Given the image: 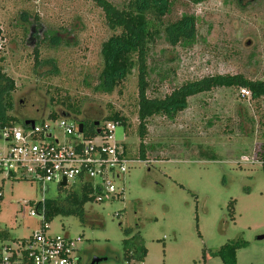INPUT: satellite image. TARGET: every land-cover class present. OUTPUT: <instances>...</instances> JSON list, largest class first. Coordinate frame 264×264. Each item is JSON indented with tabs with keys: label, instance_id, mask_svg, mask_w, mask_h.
Segmentation results:
<instances>
[{
	"label": "rangeland",
	"instance_id": "1",
	"mask_svg": "<svg viewBox=\"0 0 264 264\" xmlns=\"http://www.w3.org/2000/svg\"><path fill=\"white\" fill-rule=\"evenodd\" d=\"M131 1L111 0L119 9ZM168 2L148 52L149 98H164L215 75L264 80V0ZM186 16L195 20V32L170 41L165 29ZM0 28V70L15 82L9 115L52 126L50 113L69 112L61 102L79 110L77 119L68 120L71 125L83 120L100 125L99 117L119 113L127 121L128 155L140 160L129 165L123 183L115 182L123 189L119 198L85 204L83 222L58 215L47 224V235L80 237L84 263L99 257V264H119L123 242L133 247L140 238L146 258L125 264H224L212 253L232 241L244 243L237 264H264L261 101L224 88L191 97L177 115L149 119L141 141L136 56L125 78L103 80L102 48L115 32L93 2L0 0ZM142 142L145 159L140 158ZM243 156L258 162L242 163ZM65 194L51 185L45 198ZM0 195V233L9 232L5 243L16 248L15 241L41 230V219L29 212L43 199L42 191L27 180L0 178Z\"/></svg>",
	"mask_w": 264,
	"mask_h": 264
},
{
	"label": "built area",
	"instance_id": "2",
	"mask_svg": "<svg viewBox=\"0 0 264 264\" xmlns=\"http://www.w3.org/2000/svg\"><path fill=\"white\" fill-rule=\"evenodd\" d=\"M239 96L249 99L251 94L247 89H240ZM47 118L52 126L25 119L23 126L0 127V143L3 144L0 146V178L33 182L43 195L29 212L31 217L41 219V230L15 242L16 248L1 241L0 264H90L84 263L79 255L80 237L46 234L45 195L51 185H57L58 188L88 190L94 202L114 200L123 193L122 187L115 182L123 183L129 165L140 161L128 155L124 146L125 130L118 122H103L95 126L94 137H86L84 127L80 133L79 121L71 125L66 116ZM26 121L33 124L26 125ZM240 161L245 164L258 162L247 156Z\"/></svg>",
	"mask_w": 264,
	"mask_h": 264
},
{
	"label": "trees",
	"instance_id": "3",
	"mask_svg": "<svg viewBox=\"0 0 264 264\" xmlns=\"http://www.w3.org/2000/svg\"><path fill=\"white\" fill-rule=\"evenodd\" d=\"M90 1L102 10L108 26L115 32L102 48L103 80L109 79L112 82H119V80L125 78L134 65L131 56H136L135 63L139 75L138 133L141 141H144L147 136L149 119L156 115L175 116L185 110L189 98L210 93L216 89H247L251 94V100L261 101L264 105V80H250L242 74L206 77L186 83L164 98H149L147 95L148 52L150 44L154 42L155 35L159 34L158 26H155V24H161V19L167 15L169 0H134L131 1L129 7L123 9L117 8L111 0ZM193 1L200 2L203 0ZM165 30L172 42L179 38H188L190 33L195 32V20L186 16L167 26ZM1 34L0 28V47L3 39ZM39 57L35 56L37 67L41 65ZM14 90V80L0 70V127L2 128L23 126L24 119L19 120L8 114L15 108V103L12 100ZM54 102V98H51L49 104ZM69 103L61 102V104L66 105L69 112L54 111L49 116L53 119L63 116L77 119L79 110L71 102ZM99 120L102 123L118 122L127 131L126 118L120 116L119 113H114L106 118L99 117ZM80 123L83 124L86 137L96 135L94 122L83 120ZM145 148L144 142H142L139 146L141 159L146 158ZM260 158L264 167V151L261 153ZM60 189L66 193L64 198L46 201L47 222H52L58 215L77 216L83 222L85 219L83 206L87 203H93L94 198L89 196L88 190L84 192L82 189L75 188ZM230 216L231 220L234 221V202L230 204ZM0 240L2 242L10 240L9 232H1ZM131 245L133 244L129 240L123 242V251L118 258L119 264H125V262H131L134 259L143 262L146 258L147 250L140 238L133 247ZM243 246V242L232 241L212 253V255L219 257L224 264H237V252Z\"/></svg>",
	"mask_w": 264,
	"mask_h": 264
},
{
	"label": "water",
	"instance_id": "4",
	"mask_svg": "<svg viewBox=\"0 0 264 264\" xmlns=\"http://www.w3.org/2000/svg\"><path fill=\"white\" fill-rule=\"evenodd\" d=\"M25 124L26 125H28V124H33V122H25ZM99 125V122H96L95 123V126H98ZM79 130H80V133H82L83 132V124H80L79 125ZM98 133H100L99 131H98ZM65 182H63L62 183V186H65ZM102 261V259H100L99 257H93L92 259H91V261H90V264H99L100 262Z\"/></svg>",
	"mask_w": 264,
	"mask_h": 264
},
{
	"label": "flooded vegetation",
	"instance_id": "5",
	"mask_svg": "<svg viewBox=\"0 0 264 264\" xmlns=\"http://www.w3.org/2000/svg\"><path fill=\"white\" fill-rule=\"evenodd\" d=\"M92 259V258H91ZM91 259L89 260V261H87V262H90L91 261Z\"/></svg>",
	"mask_w": 264,
	"mask_h": 264
},
{
	"label": "crops",
	"instance_id": "6",
	"mask_svg": "<svg viewBox=\"0 0 264 264\" xmlns=\"http://www.w3.org/2000/svg\"><path fill=\"white\" fill-rule=\"evenodd\" d=\"M90 263V262H89Z\"/></svg>",
	"mask_w": 264,
	"mask_h": 264
}]
</instances>
